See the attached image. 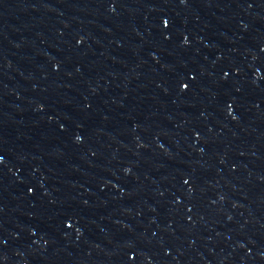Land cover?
Instances as JSON below:
<instances>
[{"label": "water", "instance_id": "obj_1", "mask_svg": "<svg viewBox=\"0 0 264 264\" xmlns=\"http://www.w3.org/2000/svg\"><path fill=\"white\" fill-rule=\"evenodd\" d=\"M264 183V0H0V264H160Z\"/></svg>", "mask_w": 264, "mask_h": 264}]
</instances>
